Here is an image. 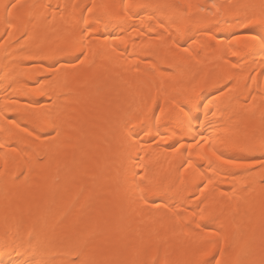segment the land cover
I'll return each mask as SVG.
<instances>
[{
  "label": "bare ground",
  "instance_id": "1",
  "mask_svg": "<svg viewBox=\"0 0 264 264\" xmlns=\"http://www.w3.org/2000/svg\"><path fill=\"white\" fill-rule=\"evenodd\" d=\"M262 11L0 0V264H264Z\"/></svg>",
  "mask_w": 264,
  "mask_h": 264
},
{
  "label": "snow or ice",
  "instance_id": "2",
  "mask_svg": "<svg viewBox=\"0 0 264 264\" xmlns=\"http://www.w3.org/2000/svg\"><path fill=\"white\" fill-rule=\"evenodd\" d=\"M13 7H15V5H13ZM93 7H95V5H93ZM108 7L109 6H105L106 9ZM123 7L125 9L130 10L131 7H138V5H124ZM87 11L89 13H91L93 11V8L90 7L87 9ZM105 15L110 16L111 12L106 10ZM85 23H86V21H85ZM255 23H260V24L264 25V11L261 12V14L258 18L249 19L248 24L243 25V26L247 27L248 25L255 24ZM86 38H89V39L91 38V25H88V27L81 29L80 35H79V40H72L71 43H69L64 50H66V51L78 50V49H76V45L77 44L82 45ZM234 39H239V37H234ZM246 39L251 44H255L257 41L259 42L260 48H261V56H262V58H264V35H260L258 37L256 34L249 33V34H246ZM184 51L188 52L189 50H188V48H184ZM81 55H83V52H81ZM231 55L236 56L237 52H232ZM28 59H34V58L29 57ZM77 59H79V57H77ZM80 62L83 63V61H80ZM41 95H43V93H41ZM9 122L11 123L12 121L10 120ZM254 147H257V148H259L260 151L264 152V139H261L257 145H254ZM217 159H222V156H217ZM223 163L228 164V165H232V166H236V167L241 166L237 161L232 160V159H224ZM262 167H264V165H262ZM86 246H87L86 241L78 243L75 250L69 253L74 258L69 260L67 262V264H94L93 261L83 258L85 255ZM239 255L240 254L238 253L237 257H239ZM216 264H221V262L219 260H217ZM235 264H240L238 258H237V261L235 262Z\"/></svg>",
  "mask_w": 264,
  "mask_h": 264
}]
</instances>
